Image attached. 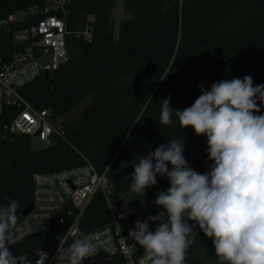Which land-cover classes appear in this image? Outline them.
<instances>
[{
  "label": "trees",
  "instance_id": "obj_1",
  "mask_svg": "<svg viewBox=\"0 0 264 264\" xmlns=\"http://www.w3.org/2000/svg\"><path fill=\"white\" fill-rule=\"evenodd\" d=\"M245 1L250 4L247 13L229 29H220V23L236 15ZM44 4V0H0V16ZM114 5L115 0H70L67 12L60 13L65 21L68 61L20 89L32 105L50 108L62 118L65 139L54 135L49 144L38 148L31 147L26 134L0 139V203H6L5 196L18 200V221L32 202L35 172L78 166L85 159L98 171L110 165L108 175L116 195L130 191L132 176L115 181L113 172L134 165L171 139H183L189 166L197 173H207L213 164L207 154V137L191 127L180 128L175 117L171 125H160L161 100L171 94L170 107L182 111L201 95L198 84L210 90L214 82L246 75L252 77L253 86L264 84V0H122L124 16L115 38ZM41 16L35 13L28 22ZM88 17H93L90 41L77 34ZM10 51L6 33L0 36V56L7 60ZM149 60L156 61L158 68L146 80L141 71ZM85 98L89 103L76 123L64 120ZM257 104L260 112L255 114H264V105L259 100ZM169 187L167 177L158 174L157 184L126 201L125 207L134 210L151 198V211L162 212L154 201ZM76 215L72 209L62 224H53L51 232L12 244L10 251L20 264L25 257L34 264L36 251L54 246ZM110 219L107 202L98 192L79 215V231L88 232ZM195 230L198 237L187 252L186 264H221L212 239L198 226Z\"/></svg>",
  "mask_w": 264,
  "mask_h": 264
},
{
  "label": "clouds",
  "instance_id": "obj_2",
  "mask_svg": "<svg viewBox=\"0 0 264 264\" xmlns=\"http://www.w3.org/2000/svg\"><path fill=\"white\" fill-rule=\"evenodd\" d=\"M197 88L201 95L182 111L170 107L171 94L161 100L159 124L171 125L175 117L180 128L205 135L213 164L205 174L194 171L183 154V139L161 143L134 164L130 190L138 195L157 184L158 174L170 181L154 201L164 211L136 220L129 232L144 249L138 264H186L197 226L212 239L221 264H264V114H255L260 112L257 100L264 105V84L253 86L246 75L214 82L210 90L203 84ZM3 199L0 264H20L9 249L20 204L9 196ZM155 221L159 224L151 231L149 223ZM72 237L71 243L58 248L56 264H82L96 255L90 233L77 231ZM23 264L32 261L25 257Z\"/></svg>",
  "mask_w": 264,
  "mask_h": 264
},
{
  "label": "built area",
  "instance_id": "obj_3",
  "mask_svg": "<svg viewBox=\"0 0 264 264\" xmlns=\"http://www.w3.org/2000/svg\"><path fill=\"white\" fill-rule=\"evenodd\" d=\"M44 1L42 8L29 6L25 10L0 16V36L8 33L11 39L8 59L0 56V139L26 134L31 143H37L38 147L49 144L54 135L65 139L62 118L50 108L32 105L20 89L39 75L58 69L69 59L65 21L60 13L67 12L70 0ZM38 12L42 16L36 22L29 23V17ZM121 14L118 12L116 17V35ZM111 18L113 33L112 12ZM92 20L93 17H88L83 30L77 32L87 41L91 39ZM21 24L24 25L15 26ZM109 167L108 164L98 171L85 159V163L78 166L35 172L32 175L33 208L27 215L21 216L11 229L13 244L51 232L53 224H62L64 216L71 215L72 209H75V219L57 243L36 251L34 264H56L54 257L58 248L71 243L72 233L80 230L79 215L100 192L107 202L111 219L85 232L94 237L98 251L95 256L84 259L82 264H138L144 249L129 237L130 230L135 229L137 215L133 217L135 209L127 210L122 195L115 194L108 175ZM158 224L159 221L150 224V230L155 231ZM133 245L135 248H130Z\"/></svg>",
  "mask_w": 264,
  "mask_h": 264
},
{
  "label": "rangeland",
  "instance_id": "obj_4",
  "mask_svg": "<svg viewBox=\"0 0 264 264\" xmlns=\"http://www.w3.org/2000/svg\"><path fill=\"white\" fill-rule=\"evenodd\" d=\"M123 5L122 2L120 0H115V5L112 11V16H113V20H114V24H113V36L114 38L116 37V29H117V24H116V17L118 15V12H121L122 14L120 15V19H122V17L124 16L123 13ZM250 9V4L245 1L243 2L239 9L238 12L236 13V15L231 16V17H227L226 19H224L220 25L222 30H227L229 29V27H231L232 25L235 24V22H237V20H239L240 18H242L247 11ZM89 103V98H85L83 99L80 103H78L74 108H72L65 116H63L64 120L70 121L71 123L75 124L77 117L79 115V113L81 112V110L87 106V104ZM31 147L32 148H37L38 144L37 143H31ZM149 189L146 188L144 194L148 193ZM141 195V194H140ZM139 195L132 192L131 190L122 194L121 199L123 200V202H126L128 200L134 199L136 197H138ZM135 212L137 215L136 220H141L144 221L149 215H157L158 213L152 212L151 211V198L147 199L145 202H143V204H140L139 206H137L135 208ZM153 222H150V224H152Z\"/></svg>",
  "mask_w": 264,
  "mask_h": 264
},
{
  "label": "water",
  "instance_id": "obj_5",
  "mask_svg": "<svg viewBox=\"0 0 264 264\" xmlns=\"http://www.w3.org/2000/svg\"><path fill=\"white\" fill-rule=\"evenodd\" d=\"M157 68H158V63L156 61H154V60L147 61V63L145 64V66L143 67V69L141 71V77L146 79V80L151 79L155 75ZM133 171H134V165L129 164L127 166H124V167L114 171L112 176H113V179L115 181H117V180H120V179L130 175ZM32 208H33V203L28 204L22 210L21 215L22 216L27 215ZM117 208H118V204H117Z\"/></svg>",
  "mask_w": 264,
  "mask_h": 264
}]
</instances>
